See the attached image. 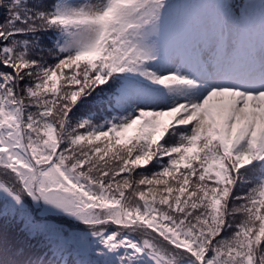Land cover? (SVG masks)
Here are the masks:
<instances>
[{"label":"snow or ice","instance_id":"1","mask_svg":"<svg viewBox=\"0 0 264 264\" xmlns=\"http://www.w3.org/2000/svg\"><path fill=\"white\" fill-rule=\"evenodd\" d=\"M0 264H264V0H0Z\"/></svg>","mask_w":264,"mask_h":264}]
</instances>
